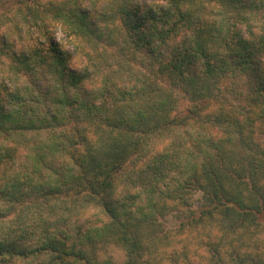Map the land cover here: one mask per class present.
<instances>
[{
	"label": "trees",
	"instance_id": "16d2710c",
	"mask_svg": "<svg viewBox=\"0 0 264 264\" xmlns=\"http://www.w3.org/2000/svg\"><path fill=\"white\" fill-rule=\"evenodd\" d=\"M20 2L0 14V264H264V0Z\"/></svg>",
	"mask_w": 264,
	"mask_h": 264
},
{
	"label": "rangeland",
	"instance_id": "374dc122",
	"mask_svg": "<svg viewBox=\"0 0 264 264\" xmlns=\"http://www.w3.org/2000/svg\"><path fill=\"white\" fill-rule=\"evenodd\" d=\"M22 1H28V0H22ZM30 1V0H29ZM20 0H0V14L3 15L9 13L12 10H15L16 7H18V5L20 4ZM57 40H59L60 42H64L65 36L64 33L60 30L57 31ZM201 196L202 193L200 192H195L194 194L190 195L189 197V202L194 205L195 207L199 206L201 204ZM175 216V217H174ZM179 214H175V215H169L166 218H164L163 220H161V224H162V228H165V230H170V231H176L175 228L179 227V221L176 219ZM203 229H205L204 227H202ZM192 236H188L185 235V238H189L193 241V246H195V242L198 241L199 239H202L203 237V231H197L196 229H192ZM187 243V242H186ZM197 243V242H196ZM199 244V243H198ZM192 246V247H193ZM113 254H115V251L113 252ZM164 255H158L156 254V252H153L151 254V263L154 264H174V261H170L168 259H164L163 257ZM161 257H163V259H161ZM116 259L117 261L120 263L123 260V255H121L120 252L116 253ZM122 259V260H121Z\"/></svg>",
	"mask_w": 264,
	"mask_h": 264
}]
</instances>
